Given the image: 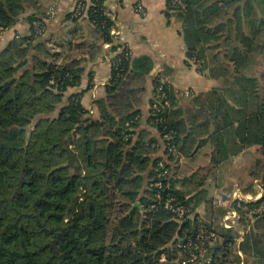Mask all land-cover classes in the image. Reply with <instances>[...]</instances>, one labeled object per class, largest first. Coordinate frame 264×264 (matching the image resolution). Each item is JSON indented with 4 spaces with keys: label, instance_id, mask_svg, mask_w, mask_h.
I'll return each mask as SVG.
<instances>
[{
    "label": "trees",
    "instance_id": "16d2710c",
    "mask_svg": "<svg viewBox=\"0 0 264 264\" xmlns=\"http://www.w3.org/2000/svg\"><path fill=\"white\" fill-rule=\"evenodd\" d=\"M26 1L0 0V34L16 24ZM83 1L87 7L77 16L72 9L69 18L85 15L113 53L96 116L83 106V91L66 96L80 85L84 66L78 59L56 63L42 17L28 16V34L0 47V264H185L176 258L196 236L199 218L190 217L196 206L174 186L184 120L172 102L163 112L152 108L156 77L146 111L156 135L139 129L152 62L125 57L126 47L116 52L105 0ZM164 1L180 21L187 61L222 75L223 86L200 105L214 121L220 157L228 155V137L231 152L259 148L262 194L248 204L257 206L264 202V62L255 55L262 47L245 36L247 15L231 10L234 0H181L184 7ZM35 19L44 26L38 35ZM160 115L165 122H155ZM167 130L175 154L164 149ZM169 197L189 208L183 219L164 208ZM202 223L211 235L203 264H240V254L264 264V214L237 247L236 231Z\"/></svg>",
    "mask_w": 264,
    "mask_h": 264
},
{
    "label": "crops",
    "instance_id": "0c3cea01",
    "mask_svg": "<svg viewBox=\"0 0 264 264\" xmlns=\"http://www.w3.org/2000/svg\"><path fill=\"white\" fill-rule=\"evenodd\" d=\"M75 3L76 0H27L16 24L0 34V47H4L15 35L28 34V16L42 17L44 39L56 63L65 64L78 59L84 66L80 85L69 89L66 96L83 91V106L96 116L95 101L105 97L113 53L109 50L111 45L108 47L102 42L85 15L77 22L69 18ZM137 3L143 6L144 15L134 10ZM104 6L113 22L111 31L114 33L111 35L114 36L116 52L126 47L132 58L147 56L152 62L144 84L140 105L144 114L139 129H148L156 135L147 126L146 111L152 81L156 77L161 78L166 82L173 109L184 120L178 140L181 150L173 164L174 186L186 192L185 196L191 202L196 196L203 198V194L210 190L208 184H213L216 191L214 206L224 207L222 211H225L218 214L221 226L223 215L234 206L224 202L220 194L234 190L245 196L262 194V189L252 193L246 190V185L256 180L251 170L254 156L262 161L259 148L252 146L231 152V138L228 137V155L220 157L217 140L213 142L214 121L200 106L201 103L207 106L205 99L212 89L223 86L222 75L210 71V67L199 70L194 63L187 61L180 21L174 12L166 9L164 0H105ZM261 7H264V0H234L231 10L239 8L247 15L241 20L243 32L245 36H254L255 43L262 47L255 55L256 60L264 62V10ZM235 228L233 230L239 233Z\"/></svg>",
    "mask_w": 264,
    "mask_h": 264
},
{
    "label": "built area",
    "instance_id": "2783aa9c",
    "mask_svg": "<svg viewBox=\"0 0 264 264\" xmlns=\"http://www.w3.org/2000/svg\"><path fill=\"white\" fill-rule=\"evenodd\" d=\"M83 0H76V3L73 8V14L75 16L79 15L82 10H84L87 5L83 3ZM172 4L179 5L181 7H184V5L181 3V0H173ZM134 10L138 12L140 15H144L145 11L141 4L137 3L134 5ZM32 25L34 29L36 30V35L41 34L44 31V26L42 25V22L38 19H35L32 22ZM111 34H113V31H110ZM106 46H110L109 44H106ZM121 52V51H120ZM130 52L125 51L124 55L125 57H129ZM120 60L118 58L116 65H119ZM115 64V62H114ZM110 65L113 66V61H110ZM194 65L197 67L198 64L194 63ZM171 106L170 96L168 92V88L166 85V82L161 78H156L154 83V103L152 105V108L156 112H163L166 109H168ZM165 118L160 115L158 118H156L155 122L162 123L165 122ZM173 131L167 130L163 134V139L165 142H163L164 149L167 151V153L175 154L177 151V146L175 142L173 141ZM158 165L160 167H163V160H160L158 162ZM168 173V169L164 168L162 172L159 174L160 177H164ZM157 186H160V183H156ZM222 200L227 203H233V208H229V210L223 215L221 226L223 228H230L231 223L237 224L239 220L241 219L238 208L242 209L245 213L251 214V215H259L264 212V202H261L257 206L249 207L248 204L253 203L258 199L259 195H241L239 191L234 190L232 192H225L221 194ZM238 204V206H235ZM164 208L174 213V215L178 219H183L188 213L189 208L186 207L183 204H174V198H167L164 201ZM234 227V226H233ZM197 234L193 239L188 240L186 243V249L188 250L191 257L195 258L197 255L202 256L205 252L206 246L208 244V238L211 236L206 228V226L202 223V221L198 222V228H197ZM190 257V258H191Z\"/></svg>",
    "mask_w": 264,
    "mask_h": 264
},
{
    "label": "rangeland",
    "instance_id": "374dc122",
    "mask_svg": "<svg viewBox=\"0 0 264 264\" xmlns=\"http://www.w3.org/2000/svg\"><path fill=\"white\" fill-rule=\"evenodd\" d=\"M120 51H117V52H120ZM257 161H258L257 158L254 156L253 166H252L251 170H253L252 171L253 179H256V180L252 181L251 184L246 185L248 187L246 190H248L250 193L254 192L255 190L262 189L261 188V178H260L262 173H261V170H259V163L260 162H257ZM207 188L208 189L210 188V190L207 193L203 194V198L201 196H196L193 200H191L190 205H197V203H198V206H196L195 211H193V214H191L190 217L193 215H195V216L197 215V217L199 218V221H202V220L207 221V222L211 221L214 224V226H213L214 229H216L217 227H221L218 214L220 213V211H222V209H224V207L221 208V207L214 206V201H216L214 193L216 191H214L213 184L209 183ZM260 197L261 196H259V198ZM220 198L222 199V196H220ZM235 206H238V204H236ZM224 212L225 211H222V213H224ZM239 214L241 217L239 222L237 224L231 223V226H229L230 227L229 229H233L236 226L235 229L239 231L238 236L236 238V247L239 245L244 234L247 231H249L251 228H253V225L256 221V217L263 215L264 212L259 214V215H251V214H247L245 212H242V213L239 212ZM213 237H214V234H213ZM208 240L210 242V240H211L210 237L208 238ZM185 250H187V249H185ZM185 250L178 252V256L176 258V261H178V262L180 261V262L185 263V264H203L204 263V260H205L204 255H202V256L197 255L195 258H193L189 254L188 250H187V252ZM240 255H241V257H243L242 260L240 261V264H253V263H251L250 258L247 259L248 260L247 261L244 259V255H242V254H240ZM235 262H236V260H235Z\"/></svg>",
    "mask_w": 264,
    "mask_h": 264
},
{
    "label": "water",
    "instance_id": "95a60500",
    "mask_svg": "<svg viewBox=\"0 0 264 264\" xmlns=\"http://www.w3.org/2000/svg\"><path fill=\"white\" fill-rule=\"evenodd\" d=\"M135 205H137V204H135Z\"/></svg>",
    "mask_w": 264,
    "mask_h": 264
}]
</instances>
